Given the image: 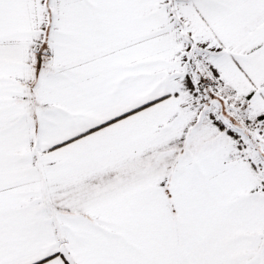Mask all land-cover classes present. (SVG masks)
Segmentation results:
<instances>
[{"label":"snow or ice","instance_id":"6c2138e0","mask_svg":"<svg viewBox=\"0 0 264 264\" xmlns=\"http://www.w3.org/2000/svg\"><path fill=\"white\" fill-rule=\"evenodd\" d=\"M0 264H264V0H0Z\"/></svg>","mask_w":264,"mask_h":264}]
</instances>
